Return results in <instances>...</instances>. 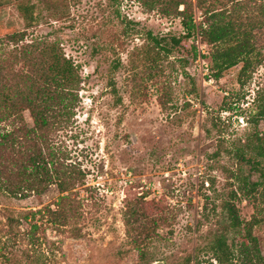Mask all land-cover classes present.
I'll return each mask as SVG.
<instances>
[{
    "label": "rangeland",
    "instance_id": "obj_1",
    "mask_svg": "<svg viewBox=\"0 0 264 264\" xmlns=\"http://www.w3.org/2000/svg\"><path fill=\"white\" fill-rule=\"evenodd\" d=\"M22 3L32 4L37 19L27 27L26 39L57 41L81 79L72 102L66 100L65 114L36 132L47 166L55 162L66 171L68 189L60 193L50 183L25 196L0 191V227L11 214L26 229L30 211L49 206L62 213L35 217L43 218L38 249L47 264H137L140 249L149 264H186L196 242L203 246L209 234L227 226L222 205L236 193L240 218L257 216L252 233L264 254V202L244 197L239 181L230 177L238 170L258 179L239 153L254 155L256 137L264 140L263 121L252 120L258 90L264 93V59L253 65L244 84L238 80L241 62L216 78L212 45L197 31L183 37L179 17L163 15L143 0H0V35L26 27ZM259 3L250 0L249 12L261 19L252 28V42L264 53ZM193 13L199 22L201 11L194 7ZM171 37L180 43L172 44ZM11 47L0 46V56ZM23 116L32 127L28 110ZM13 124L2 121L3 131ZM126 204L165 216L140 248L125 232ZM242 234L229 229L228 243H238ZM15 246L22 250L29 243ZM199 260L218 264L205 250Z\"/></svg>",
    "mask_w": 264,
    "mask_h": 264
},
{
    "label": "trees",
    "instance_id": "obj_2",
    "mask_svg": "<svg viewBox=\"0 0 264 264\" xmlns=\"http://www.w3.org/2000/svg\"><path fill=\"white\" fill-rule=\"evenodd\" d=\"M149 8H157L163 15H173L180 18L184 28L183 37L189 38L197 31L203 42L211 44V69L213 76L219 78L222 72L241 62L238 72L240 84L255 63L264 59V53L255 51L252 42V28L261 24V19L249 11L250 0H143ZM263 3L258 9L264 10ZM255 4V2H254ZM181 7V8H180ZM201 11V20L196 22L193 8ZM19 10L27 19L26 27L21 30L0 35V46L12 44L6 56H0V191L9 194L25 196L29 192H42L50 183H56L59 192L68 189L67 173L55 162L48 167V160L38 147L37 130L46 131L49 125L58 121L67 108L66 100L72 102V92L80 82L76 64L61 49L57 41H47L42 38L26 39L27 27L33 26L36 16L32 14V4H20ZM155 46L161 44L156 37L152 38ZM172 44L180 43V38L171 37ZM156 48H153V50ZM158 53V51H156ZM258 53L259 56H253ZM151 61L155 56L147 53ZM257 106L252 120L264 123V93H257ZM70 102V103H71ZM163 105V101L160 99ZM28 110L33 120L29 127L24 121L23 111ZM12 119L15 124L6 131L1 125L4 120ZM257 136L253 145L254 155L245 157L249 168L258 173V179L241 176L240 171H232L230 177L239 181V192L248 197L252 195L254 203L264 202V140ZM37 145V146H36ZM70 176V175H69ZM68 182V184H67ZM62 195L60 198H63ZM236 193H233V198ZM233 198L223 203L226 211L227 226L212 232L205 238V244H194L192 252L185 256L184 262L201 264L200 252H210L218 264H264V254L259 247L258 239L252 233V226L258 219L245 221L240 218ZM142 202L143 197L141 196ZM60 215V210L49 206L30 211L27 215L28 227H20V219L7 214L3 226L0 227V262L2 264H47L44 251L38 247L42 244L39 230L43 218L38 220L36 214ZM259 211V208H258ZM29 214V213H28ZM55 220V219H54ZM165 220L162 212L154 215L145 206L126 204L123 222L125 232L130 241L138 248L155 233L159 221ZM19 224V226H18ZM245 228L243 233V228ZM233 229L242 234V240L236 244L228 243L227 232ZM6 234L3 239L1 233ZM8 234V235H7ZM26 241L27 248L17 249L15 244ZM146 253L139 250L137 264H149ZM209 264H213L212 261Z\"/></svg>",
    "mask_w": 264,
    "mask_h": 264
},
{
    "label": "water",
    "instance_id": "obj_3",
    "mask_svg": "<svg viewBox=\"0 0 264 264\" xmlns=\"http://www.w3.org/2000/svg\"><path fill=\"white\" fill-rule=\"evenodd\" d=\"M152 264H164L163 261L158 260V261H153Z\"/></svg>",
    "mask_w": 264,
    "mask_h": 264
}]
</instances>
